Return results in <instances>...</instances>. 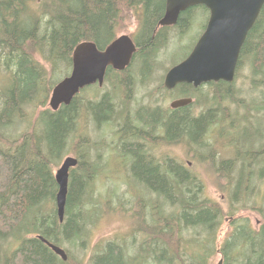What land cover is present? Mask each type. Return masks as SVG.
Instances as JSON below:
<instances>
[{
  "label": "trees",
  "instance_id": "16d2710c",
  "mask_svg": "<svg viewBox=\"0 0 264 264\" xmlns=\"http://www.w3.org/2000/svg\"><path fill=\"white\" fill-rule=\"evenodd\" d=\"M29 2L0 0V10L4 11L0 12V68L6 75L5 87L0 89V264H74L67 253V261L62 262L38 237L59 247L63 242L77 241L84 246L80 237L85 233L84 219L89 212L85 203L92 199L90 191L100 171L98 160L89 153L92 147L84 127L108 122L114 111L118 116L126 115V109H114L113 100L119 99L120 89L127 90L130 83L127 76L116 80L106 74L107 85L115 88L111 98L90 86L55 112L48 107L51 90L69 74L72 52L79 43L92 42L103 50L129 24L136 26L127 34L137 46L135 62L140 65V74H146L151 60L171 40L166 38L167 28L158 29L165 0H39L38 9L29 8ZM189 10L195 15H189ZM189 10L177 18L174 32L180 37L196 24L198 16L204 17L202 30L205 28L207 10L203 6ZM237 63L238 73L248 71L245 81L259 101H247L242 107L244 114L224 106L233 102L236 91L234 83L219 81L198 89L181 84L179 95L191 97L205 108L198 118L191 116L189 108L167 110L166 117L159 107L143 106L129 122L126 119L133 128L126 124L127 137L118 145L121 157L131 160V165L123 169L129 179L132 177L150 193V199H144L145 215L135 225L140 234L145 233L144 239L137 247L132 242H106L91 256L90 264H212L217 253L222 264H264V217L259 230L241 223L229 238L217 242L224 219L246 208L236 207L242 201L238 198L248 196L247 191L240 195L245 193L241 179L232 180L231 193L223 202L213 201L203 195L201 182L187 164L153 153L155 148L182 142L191 150L211 122L224 124V120L238 116L245 122L264 116V5ZM80 122L83 125L79 126ZM159 132L164 133L163 141L147 140ZM150 141L152 146L147 150L143 142ZM230 143L237 151L238 144ZM250 144L246 149L254 147ZM198 147L208 150L202 142ZM251 150L246 153L251 154ZM69 154L78 162L69 171L65 212L59 223L54 172ZM233 169L225 161L217 172L227 178ZM246 169L243 166L242 171L246 173ZM10 241L17 242V248L1 252L2 243ZM133 248L136 254L130 253Z\"/></svg>",
  "mask_w": 264,
  "mask_h": 264
},
{
  "label": "rangeland",
  "instance_id": "374dc122",
  "mask_svg": "<svg viewBox=\"0 0 264 264\" xmlns=\"http://www.w3.org/2000/svg\"><path fill=\"white\" fill-rule=\"evenodd\" d=\"M4 1L7 2L10 0ZM38 1L39 0H31L28 5L29 8L38 9ZM0 12L4 11L0 10ZM203 22L204 17L198 16L194 28L179 40L176 38L180 37L178 34L171 33L172 31L168 33L171 40L168 42L167 46L160 50L154 57V65H161V68H157L158 77L160 76L161 78L165 70L175 62L181 60L188 53L194 39L202 30ZM135 28L136 26L134 24H129L125 28L126 31L122 32V34L130 35L134 32ZM168 37L169 36H167V39ZM247 73L248 71L246 69L240 70L234 82L236 98H234L233 102L224 103V106L229 111H233L234 108L238 109L236 114L245 113L242 107L247 105V101L255 99L256 102L259 103L258 94L250 90L248 80L245 81ZM158 77L154 76V79ZM5 84L6 75L0 68V89L5 87ZM158 86V81L141 82L139 79L136 80L133 84L134 88L129 92V97L124 96L126 99L124 100L123 108L127 111H135L143 106H154L159 100L163 103L166 101L165 105H163L168 107L171 96L169 94H164V96H162L161 92L157 89ZM105 88L109 89L110 84ZM241 91H243V93ZM99 94H101V92H99ZM85 96L88 97L89 94H85ZM197 105L198 104H195L193 110L201 112L203 107L199 105L200 108L196 109ZM230 114L233 116L235 115L234 112ZM251 114L253 115L254 113L251 112ZM218 116H220V114H218ZM236 118L231 121L224 120V124L221 123L216 125L218 128L216 126L211 128L217 130V132L212 133L213 135L205 141L204 145L208 150L202 151L199 147H191V150H189L190 145L182 142L178 146H171L169 148H162L161 146L160 148H155L153 153L158 156L175 158L182 164L188 162L191 172L196 175L202 184L203 195L213 201L223 202L224 197H228L231 193L232 186L230 187V184L232 180L237 181V178L241 179L242 183H240V186L242 187V185H245V193H240V195L244 196L247 191L248 196H246L247 199L238 198L242 201H240L236 207L239 208L245 205L246 208L241 209L242 211L238 212L233 218L235 220L246 219L252 226H256V221L262 223L264 217V116H255L253 119L249 118L245 122L240 121L241 116ZM80 125H83V123L80 122L79 126ZM223 126L224 129H222ZM231 126H234L235 129H229ZM22 128L23 126H21L20 130H22ZM84 129V134L88 137L92 147L89 153L98 160L100 171L92 188L93 191H90L92 192V199L89 203L88 201L85 203L89 212H87V218L84 219L85 233L83 237H80L84 240V246L80 245V241L74 243L63 242L60 246L74 264H90L91 256L101 248L104 243L111 240L123 241V245H131L132 242V244H135L134 246L137 247L141 243L143 235L138 232L135 225L138 219L145 215L147 201L144 199H150V193L145 190L143 186L134 181L132 177H130V179L128 178L126 175L128 172L123 169L120 163L121 160H114L111 154H109L107 158L108 153L101 149V140H103V137L108 136L109 133L103 132L99 127L91 125L90 123L87 124V127H84ZM17 130L19 131V129ZM231 141L232 145L235 143L238 144L237 151L233 150L234 146H231ZM74 142H76V140H74ZM71 143L73 146V141H71ZM249 143L254 144V147L246 149ZM251 149L254 153L247 154L246 151ZM68 156L74 155L69 154ZM105 158H107V166L103 164ZM245 158H247V160H245ZM256 160L259 161V164L255 163ZM220 161H227L234 168L232 172H228L227 178L217 172ZM116 164L121 165L122 168L118 167ZM243 166L248 170L246 173L242 171ZM86 198L87 200L91 198L90 194ZM152 203V201L148 202V206ZM226 208L227 207H225V209ZM229 219V217L224 219L218 231V244L231 231L232 226ZM1 248V252H5L6 246L3 245V243ZM130 253L136 254V248L130 250ZM219 258L220 255L216 254L213 257L212 264H216Z\"/></svg>",
  "mask_w": 264,
  "mask_h": 264
},
{
  "label": "water",
  "instance_id": "95a60500",
  "mask_svg": "<svg viewBox=\"0 0 264 264\" xmlns=\"http://www.w3.org/2000/svg\"><path fill=\"white\" fill-rule=\"evenodd\" d=\"M263 5L264 0H165V11L158 22L160 27L175 25L181 12L195 6L205 7L209 17L188 56L167 72L164 87L168 90L178 84L198 87L219 81L231 84L241 47ZM135 52L136 46L126 34L119 35L103 50H98L92 42L79 43L72 52L70 73L52 88L48 107L55 112L61 106H68L84 88L95 84L101 87L107 69L124 70ZM190 103V99H180L172 102L170 107L179 108ZM77 162L71 156L65 157L54 172L59 223L65 212L69 171ZM38 239L62 262L67 261V255L60 247L41 237ZM216 264H222V260Z\"/></svg>",
  "mask_w": 264,
  "mask_h": 264
},
{
  "label": "flooded vegetation",
  "instance_id": "af4514ba",
  "mask_svg": "<svg viewBox=\"0 0 264 264\" xmlns=\"http://www.w3.org/2000/svg\"><path fill=\"white\" fill-rule=\"evenodd\" d=\"M189 9H187L185 11H188ZM188 13H189V15H192V16L195 15L194 14L195 11H190L189 10ZM208 17H209V12L207 10L206 23H207ZM193 19H196V17H193ZM206 23H205V26H206ZM191 25H192V22H191ZM194 26H195V24H194ZM194 26L190 30H192L194 28ZM176 27H177V24H175L173 26H168V27H160V26H158V29L161 30L162 28H164V29L167 28L168 29L167 30V33L170 32V31H172L171 33L176 34L174 32V28H176ZM203 31L204 30H202V32ZM202 32L198 33V36L194 39V42L192 43V45H191L188 53L181 60L175 62L167 70H165V72H164V74L162 75L161 78H160V76L158 77V72H157V68L158 67L161 68L160 67L161 65L160 66H158L157 64L154 65L155 64V60L154 59H153L154 61L152 60L153 62L151 63L150 70L146 74H144V75L140 74V72H139L140 71V65L136 64V62H135V54H136V52H135V54L132 57V60H131L130 65L128 67H126L124 70H122V71H116V70L110 69L111 71H109V73H107L108 72V70H107L106 74H109L110 75V78H113V79H116L117 80V78L118 79H121V77L123 78V77L127 76L128 79H129V83H130V87L127 88V90L124 89L123 87L120 89V91H119V94L121 95L120 99H118V97H115L116 99L114 98L115 99V100H113V105H114L113 107H114V109L116 108L117 110H121V109L124 110L123 104L125 102L124 100L126 99L124 96L129 97V92L134 88L133 87L134 82L139 79L141 82H147V81L148 82H157L158 81L159 86L157 87V89L161 92V95L164 96V94H169L171 96V101L168 103V107H165L164 106L165 103H166V101H165V103H163L161 100L157 101V103H159V104L156 103L153 106V107H155V106L156 107H159L162 110V112H164V116L168 117L169 113H167V110H171V112H173V111L180 110V109H183V108H189V109H191L190 110V112H191L190 114H191V116L193 118H198L202 113H204V111H205V108L204 107H203V110L201 112H198V111L193 110L194 109V106H195V103H194L195 99H193L191 97H185V96L179 95V92H180V89H181V84L176 85L173 89H170V90H168V89H166L164 87V78H165L167 72L171 68H173L174 66H176L180 62H182L188 56V54L191 52L193 46L195 45L196 41L198 40V38L200 37V35L202 34ZM167 36H169V34ZM167 36H166V38H167ZM176 38H179V37H176ZM131 39H132V37H131ZM132 41H133V43L136 46V43L134 42L133 39H132ZM136 50H137V46H136ZM237 65H238V63H237ZM237 65H236V69H235L233 83L235 82L236 77H237V74H238V72H237ZM162 70H164V69H162ZM106 74H105L104 82H103V84H102L101 87H99L97 84H95L93 86H96L98 88V90L101 92V95L102 96L103 95H108L111 98L113 95H115L114 94L115 88L113 87V85L112 86L110 85V88L109 89H106L105 88L107 86V81H105ZM154 76H157L158 78L157 79H154ZM186 85L192 87L193 89H198L200 87V86L193 87L192 85H188V84H186ZM122 96H123V98H122ZM180 99H190L191 100V103L188 104V105H186V106H184V107H179V108H171L170 107V104L172 102H174L176 100H180ZM200 107H199V104H198L197 107H196V109L197 108L199 109ZM140 108H138L135 111L128 110L127 111V114L126 115H122V116H118V113L116 114V111H114L113 112V115L111 116V118L109 120H107L108 122L102 123L99 126H97L103 132L105 131V132H108L109 133L108 136L103 137V140H101V149H103L104 152L108 153L107 158L109 157V154H111V157L114 160H117V159L119 160L120 159L121 160L120 163L123 166V168L129 167L131 165V160H128V158L127 159H124V158L121 157L118 143L120 142V139L121 138L126 139L124 137H127V134H128V131L129 130H127L125 128V127H127L126 124H128L131 128H133L128 122L131 119V116L134 115V114H136V112ZM126 119H128L127 120L128 122L126 121ZM216 125H218V123L211 122V124L209 125L208 131L204 135H202V137L196 142V144H194V147H196V146L198 147L201 142L202 143H205V141L213 135L212 133L217 132V130L211 129L212 127H214ZM158 134L159 135L158 136H155L154 138H151L150 136L147 137V140L148 139H152L155 142L163 141V139H164V133L163 132H159ZM123 141H125V140H123ZM143 144H145V146L147 144V146H148V149L147 150H149L151 148V146H152V142L151 141L148 142V143L147 142H143ZM162 148H163V146H162ZM111 151H113V152H111ZM252 153H254V152H252ZM71 157L75 158L74 156H71ZM156 157H161V156L160 155L159 156L157 155ZM107 158L104 159L105 160L104 163H103L104 165L106 164ZM222 162H225V161H220L218 167L220 166V164ZM258 162L259 161H255V163H258ZM186 164L189 167L190 164L188 162H186ZM116 165H118V167L122 168L121 165H119V164H116ZM106 166H107V164H106ZM252 210H254V209H252ZM229 218H230L229 219V222H230L232 228H231V231L229 232V234H227V236L223 240H225L226 238H229L230 235L234 232V230H236L241 225V223H247L248 226H250L254 230H259L260 227H261V224H262L260 221H256V226H252L251 223L248 220H246V219H241V220H238L237 219V220H235L233 217H229ZM238 221H240V222H238ZM144 234L142 236V239H144ZM142 239H141V241H142ZM223 240L221 242H223ZM3 245H5L6 246V250H9V251L15 250L17 248V242L15 243V241H10L9 243L8 242H5V243H3ZM219 259H221V257Z\"/></svg>",
  "mask_w": 264,
  "mask_h": 264
},
{
  "label": "bare ground",
  "instance_id": "6f19581e",
  "mask_svg": "<svg viewBox=\"0 0 264 264\" xmlns=\"http://www.w3.org/2000/svg\"><path fill=\"white\" fill-rule=\"evenodd\" d=\"M169 28H170V27H169ZM172 28H173V27H172ZM170 29H171V28H170ZM170 32H171V31H170ZM168 33H169V32H168ZM166 34H167V33H166ZM182 35H184V34H182ZM182 35H181V36H182ZM186 35H187V34H186ZM169 37H170V36H169ZM182 37H183V36H182ZM182 37H180V38H182ZM184 39H185V38H184ZM195 98H196V97H195ZM198 98H199V97H198ZM198 98H197V99H198ZM200 99H201V98H199V100H200ZM200 101H201V100H200ZM206 106H207V105H206ZM223 113H225V112H223ZM223 113H222V114H223ZM225 115H226V114H225ZM221 120H224V119L222 118Z\"/></svg>",
  "mask_w": 264,
  "mask_h": 264
}]
</instances>
